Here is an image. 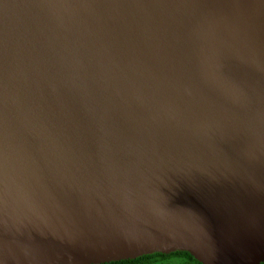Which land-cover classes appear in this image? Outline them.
Segmentation results:
<instances>
[{"label":"water","instance_id":"water-1","mask_svg":"<svg viewBox=\"0 0 264 264\" xmlns=\"http://www.w3.org/2000/svg\"><path fill=\"white\" fill-rule=\"evenodd\" d=\"M176 250L264 261V0H0V264Z\"/></svg>","mask_w":264,"mask_h":264},{"label":"trees","instance_id":"trees-1","mask_svg":"<svg viewBox=\"0 0 264 264\" xmlns=\"http://www.w3.org/2000/svg\"><path fill=\"white\" fill-rule=\"evenodd\" d=\"M101 264H201L189 252L176 250L169 253L154 252L135 258L109 261ZM259 264H264V261Z\"/></svg>","mask_w":264,"mask_h":264},{"label":"snow or ice","instance_id":"snow-or-ice-1","mask_svg":"<svg viewBox=\"0 0 264 264\" xmlns=\"http://www.w3.org/2000/svg\"><path fill=\"white\" fill-rule=\"evenodd\" d=\"M164 250H167V249H164ZM124 253H119V255H123ZM134 254V253H133Z\"/></svg>","mask_w":264,"mask_h":264}]
</instances>
